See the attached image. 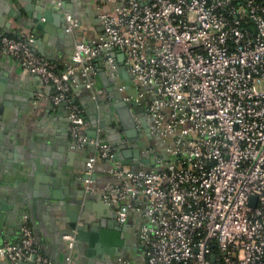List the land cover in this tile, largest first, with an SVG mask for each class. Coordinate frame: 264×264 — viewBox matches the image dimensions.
I'll return each mask as SVG.
<instances>
[{
	"label": "built area",
	"instance_id": "obj_1",
	"mask_svg": "<svg viewBox=\"0 0 264 264\" xmlns=\"http://www.w3.org/2000/svg\"><path fill=\"white\" fill-rule=\"evenodd\" d=\"M107 1L110 8L98 5L100 39L75 40L63 69L36 52L33 34L0 32V55L49 83L52 102L66 108L74 146L92 147L83 171L88 191L95 190L97 157H111L113 147L96 118L88 120L72 101L73 76L93 90L92 58L106 54L114 68L109 48L124 54L135 89L124 99L144 106L162 145L149 168L109 167L120 180L100 194L114 205L115 220L125 222L133 208L146 222L137 230L142 260L116 256L104 264H264V0ZM63 16L72 33L77 19L66 10ZM35 251L26 222L17 241L0 245L11 264Z\"/></svg>",
	"mask_w": 264,
	"mask_h": 264
},
{
	"label": "crops",
	"instance_id": "obj_2",
	"mask_svg": "<svg viewBox=\"0 0 264 264\" xmlns=\"http://www.w3.org/2000/svg\"><path fill=\"white\" fill-rule=\"evenodd\" d=\"M102 2L105 8H110L107 0H62L63 8L55 0H0V32L21 37L33 31L36 52L63 69L73 61L75 40L93 43L100 39L102 27L97 23V13ZM26 3L30 4L28 9L24 8ZM63 10L77 19L78 25L72 33L64 29ZM28 12L34 15L40 12L45 18L36 20ZM39 22L44 23L37 28ZM119 53L116 49L113 55L117 69L108 65L106 54L92 58L93 90L82 86L77 75L73 76L71 99L82 108L88 120L96 118L99 135L118 146L113 147L111 157H97L93 191L86 190L82 179L90 149L74 146L66 108L62 103L52 102L51 85L14 58L0 55V195L5 216L0 222V245L4 241H17L20 225L26 222L32 228L35 258L46 256L54 262H64L70 253L68 264H104V258H116L112 246L106 243L97 242L88 250L85 231L70 252L62 232L69 221L68 212L78 200L86 204L83 211L86 220L107 221L113 215L114 205L105 202L100 194L104 184L120 180L109 167L125 164L146 168V163L152 165L150 156L153 161L156 150L151 154L149 150L140 151L138 158L124 154L132 144L119 129V122L117 127L115 119L119 118L117 111L125 108L121 103L129 101L124 97L135 89L125 57H119ZM117 81L123 89L118 88ZM95 109L97 117H94ZM135 113L131 112L133 116ZM104 120L106 123L102 127L99 123ZM127 219L120 254L126 259L141 261L144 245L137 230L146 218L132 208ZM0 264L11 263L0 257ZM19 264L34 262L28 259Z\"/></svg>",
	"mask_w": 264,
	"mask_h": 264
},
{
	"label": "water",
	"instance_id": "obj_3",
	"mask_svg": "<svg viewBox=\"0 0 264 264\" xmlns=\"http://www.w3.org/2000/svg\"><path fill=\"white\" fill-rule=\"evenodd\" d=\"M30 4L26 3L24 8L28 9ZM29 16H33L36 20H39L42 17L45 18V15L38 12L36 15H34L32 12H28ZM45 20V19H44ZM44 22H39L36 24L37 28H40L41 24ZM31 34H35L33 31L29 32ZM23 37V36H21ZM109 50L112 54H114L115 49L110 47ZM123 52L120 51L118 54L119 57H123ZM114 68L117 69V65H114ZM121 74V73H120ZM117 80V78L115 77ZM118 86H121L120 82L117 81ZM131 95L135 94V90H131V93H128ZM74 102V100H72ZM63 104V103H62ZM125 106L124 109L118 110L119 118L118 120L115 119V123H120L119 129L122 131V134H124L127 139L130 140V143L132 146L124 151V154L127 155V157H136L138 158L140 155V150L137 148V146L140 143V136L142 135L141 127L143 123H146L145 114H144V106H135L134 100L130 99L129 101H125L121 103ZM64 105V104H63ZM134 105V107H133ZM102 109V108H101ZM136 112L135 116L131 114V112ZM127 112L126 116L125 113ZM97 109H95V116L97 117ZM137 122L140 123V126H137ZM104 122L100 121V125L104 127ZM104 130V129H103ZM88 133L90 135H94L92 130H89ZM112 147H118L111 143ZM90 150L92 147L90 145H87ZM115 148V149H116ZM131 161L130 159L128 162ZM150 163H152V156H150ZM138 166H133L132 169H138ZM84 171V170H83ZM95 175V174H93ZM85 174L82 173V179L84 180ZM3 198L0 195V222L4 219V206L2 205ZM86 208V204L82 203L81 200H78L74 208H71V211L68 212L69 214V221L66 223V228L62 232V236L64 237L70 252L73 250V248L77 245L78 241L81 240V232L85 231L87 232V244H88V250L93 249V246L95 243H106L109 246H112V253L120 258H124L120 254L119 246L123 244L124 239V231H126V225L128 222V219L123 222L119 223L115 220V214H114V208H113V215L109 217L107 221L104 220H86L83 217V211ZM2 228V226H0ZM69 243L71 245L69 246ZM92 251V250H91ZM70 253H68L66 256H69ZM87 255V254H86ZM111 255V254H110ZM35 255L33 254L29 261L33 262V258ZM70 257V256H69ZM104 262H112L113 259L109 256L106 259H103Z\"/></svg>",
	"mask_w": 264,
	"mask_h": 264
},
{
	"label": "flooded vegetation",
	"instance_id": "obj_4",
	"mask_svg": "<svg viewBox=\"0 0 264 264\" xmlns=\"http://www.w3.org/2000/svg\"><path fill=\"white\" fill-rule=\"evenodd\" d=\"M142 135L140 136V143L137 148L141 151V152H145L146 150H149L151 152H149V154L153 153L155 150L157 151L161 145H162V141L154 136L153 134L150 133L149 131V124H148V118L146 120V123L142 124ZM148 145V147H146ZM139 227V226H138Z\"/></svg>",
	"mask_w": 264,
	"mask_h": 264
},
{
	"label": "rangeland",
	"instance_id": "obj_5",
	"mask_svg": "<svg viewBox=\"0 0 264 264\" xmlns=\"http://www.w3.org/2000/svg\"><path fill=\"white\" fill-rule=\"evenodd\" d=\"M260 83H261L260 80H257V81H256V85H257V86H258ZM148 145H149V144H147L146 147H148ZM144 166H145L146 168H149L150 165L146 163Z\"/></svg>",
	"mask_w": 264,
	"mask_h": 264
}]
</instances>
